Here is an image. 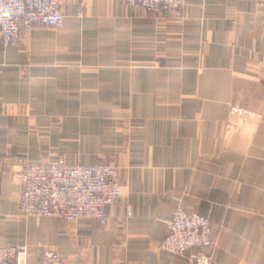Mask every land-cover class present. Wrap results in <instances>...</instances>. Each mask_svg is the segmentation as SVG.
Masks as SVG:
<instances>
[{
	"label": "crops",
	"instance_id": "crops-1",
	"mask_svg": "<svg viewBox=\"0 0 264 264\" xmlns=\"http://www.w3.org/2000/svg\"><path fill=\"white\" fill-rule=\"evenodd\" d=\"M182 1L176 16L128 0H65L63 27L37 24L19 48L0 40V158L115 162L123 184L101 227L25 216L21 182L0 171V245H28L26 264L45 248L64 264H192L198 248L160 245L178 206L211 219L215 243L200 248L211 264H264V0ZM44 97L101 98L124 133L89 154L51 152L21 132L29 112L52 111ZM232 104L259 120L235 121Z\"/></svg>",
	"mask_w": 264,
	"mask_h": 264
},
{
	"label": "built area",
	"instance_id": "built-area-1",
	"mask_svg": "<svg viewBox=\"0 0 264 264\" xmlns=\"http://www.w3.org/2000/svg\"><path fill=\"white\" fill-rule=\"evenodd\" d=\"M146 12L168 10L182 16V0H128ZM65 0H0V40L5 47L24 44L37 24L53 29L64 26ZM236 119L252 120L260 116L231 106ZM12 169L22 184L19 208L25 216H59L73 221L83 217L96 218L101 227L109 223L108 208L123 194L120 168L105 162L70 163L63 158L55 161L21 160L10 163L0 159V171ZM215 243L211 219L183 206L174 209L167 222V233L160 242L162 248L184 255L192 248V264H211V253L200 248ZM26 244L0 245V264H26L29 256ZM63 255L46 248L39 264H64Z\"/></svg>",
	"mask_w": 264,
	"mask_h": 264
},
{
	"label": "rangeland",
	"instance_id": "rangeland-1",
	"mask_svg": "<svg viewBox=\"0 0 264 264\" xmlns=\"http://www.w3.org/2000/svg\"><path fill=\"white\" fill-rule=\"evenodd\" d=\"M28 41L29 38H27L24 44L19 46H25ZM19 46L14 47L19 48ZM95 99L98 98L44 97V108L52 111L44 112V114L29 112L28 117H31V120L28 123L27 129H21V132L27 134L28 140H45L50 142L51 146L49 150L51 152L62 150L75 156L80 154V152L89 154L95 150L100 140H118L119 136L117 132L124 133L123 123L121 119H117V114L115 112L104 111L105 108L100 105L101 98L99 100ZM233 105H238L242 109L247 110L239 104H232L231 106ZM230 109L229 114L231 118L238 121V119L231 115ZM256 114L260 116L259 113ZM60 157H64V155L61 154ZM0 159L10 163H17L19 161L13 157ZM105 163L115 164L121 170V167L115 162Z\"/></svg>",
	"mask_w": 264,
	"mask_h": 264
}]
</instances>
